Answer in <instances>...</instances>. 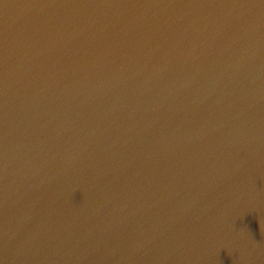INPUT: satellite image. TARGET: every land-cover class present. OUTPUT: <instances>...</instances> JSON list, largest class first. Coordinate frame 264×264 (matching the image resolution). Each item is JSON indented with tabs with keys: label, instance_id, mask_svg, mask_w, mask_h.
<instances>
[{
	"label": "water",
	"instance_id": "1",
	"mask_svg": "<svg viewBox=\"0 0 264 264\" xmlns=\"http://www.w3.org/2000/svg\"><path fill=\"white\" fill-rule=\"evenodd\" d=\"M0 264H264V0H0Z\"/></svg>",
	"mask_w": 264,
	"mask_h": 264
}]
</instances>
